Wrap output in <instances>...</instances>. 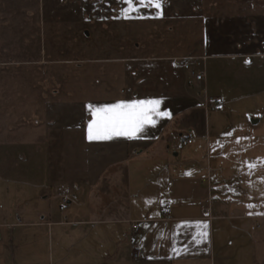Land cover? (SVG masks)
<instances>
[{
  "label": "crops",
  "instance_id": "0c3cea01",
  "mask_svg": "<svg viewBox=\"0 0 264 264\" xmlns=\"http://www.w3.org/2000/svg\"><path fill=\"white\" fill-rule=\"evenodd\" d=\"M96 1L107 10L113 1L122 12L123 0ZM76 4L86 20L94 18L93 1ZM229 18L264 31V9ZM260 37L227 50L233 63L220 79L230 96L245 94L249 83L264 90ZM113 65L121 78L85 80L83 97L37 108L35 126L0 140V264H245L246 248L264 239V229L245 233L264 227L263 191L251 193L247 185L264 167L252 156L257 118L204 109L189 73L173 59L133 57ZM212 82L208 72L209 91ZM152 99L168 115L154 116L156 123L136 137L88 139L96 107ZM191 129L196 139L182 146L179 135ZM198 231L207 233L201 243L193 239Z\"/></svg>",
  "mask_w": 264,
  "mask_h": 264
},
{
  "label": "rangeland",
  "instance_id": "374dc122",
  "mask_svg": "<svg viewBox=\"0 0 264 264\" xmlns=\"http://www.w3.org/2000/svg\"><path fill=\"white\" fill-rule=\"evenodd\" d=\"M91 1L94 18L86 20L77 0H0V140L20 138L19 128L35 126L37 108L43 111L51 101L67 100L68 95L83 97L85 80L121 78L113 65L121 60L159 57L174 61L205 55L212 89L209 91L207 80L197 86L188 82L189 87L206 110L199 95L202 88L223 102L220 110H239L248 118H257L251 131L252 156L264 160L263 88L249 83L245 94L233 97L225 92L220 79V73L226 75L233 63L227 50L236 42L258 40L264 34L249 22L236 23L229 17L263 10L264 0H164L160 15L136 0L137 11L130 18L123 12L117 15L113 1L108 10ZM126 7L124 3L118 9ZM218 44L224 50H217ZM211 55L220 57L209 58ZM229 98L238 100L231 104ZM261 173L263 179L264 167ZM254 176L247 185L251 193L262 189L264 202V181ZM256 228L252 226V230ZM263 229L246 231V238ZM257 243V248H246L245 264H264V239Z\"/></svg>",
  "mask_w": 264,
  "mask_h": 264
},
{
  "label": "snow or ice",
  "instance_id": "6c2138e0",
  "mask_svg": "<svg viewBox=\"0 0 264 264\" xmlns=\"http://www.w3.org/2000/svg\"><path fill=\"white\" fill-rule=\"evenodd\" d=\"M127 5L123 8L125 18H130L131 13L137 11L136 0H123ZM138 3L146 8H155L157 15L162 14L164 0H138ZM161 100H141L125 102L120 101L114 104H104L96 107L93 113L94 119L90 120L87 126L89 140H109L114 136L136 137L138 133L144 131L145 125L155 124L153 117H163L167 112L160 111ZM92 105H89L91 108ZM239 142V138L237 140ZM249 168L255 167L249 164ZM254 207V205H249ZM200 226V225H198ZM207 236L206 232L198 231L193 239L196 243H201ZM175 251V249H174Z\"/></svg>",
  "mask_w": 264,
  "mask_h": 264
},
{
  "label": "built area",
  "instance_id": "2783aa9c",
  "mask_svg": "<svg viewBox=\"0 0 264 264\" xmlns=\"http://www.w3.org/2000/svg\"><path fill=\"white\" fill-rule=\"evenodd\" d=\"M208 56L205 55H190V56H183V57H177L174 58V61L176 64L180 65L184 70H186L189 73V83L190 85H199L203 84L205 85L207 76H208V70H207V62ZM199 95H201L204 99V105L206 106L207 110L209 112H215L219 111L223 107V102L219 98H214L208 95L207 89L202 88L199 90ZM196 139V133L194 130H186L185 132L181 133L178 137L179 143L182 146L190 145L194 142ZM132 153L134 155H137V151L133 150ZM66 206V200H64V203L61 205V209H64ZM169 213V210L167 208L163 209L164 216H167ZM138 222L139 221H133L132 222V228L137 229L138 228ZM259 227V225H257ZM254 228V227H253ZM132 255L134 258H138V252L135 250L132 252Z\"/></svg>",
  "mask_w": 264,
  "mask_h": 264
},
{
  "label": "water",
  "instance_id": "95a60500",
  "mask_svg": "<svg viewBox=\"0 0 264 264\" xmlns=\"http://www.w3.org/2000/svg\"><path fill=\"white\" fill-rule=\"evenodd\" d=\"M257 122H258L257 119H253V120H252V123H254V124L257 123Z\"/></svg>",
  "mask_w": 264,
  "mask_h": 264
}]
</instances>
